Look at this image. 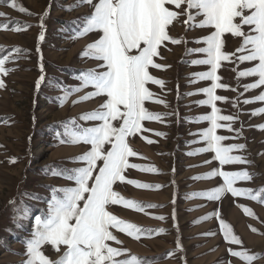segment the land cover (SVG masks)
<instances>
[{"label":"rangeland","instance_id":"rangeland-1","mask_svg":"<svg viewBox=\"0 0 264 264\" xmlns=\"http://www.w3.org/2000/svg\"><path fill=\"white\" fill-rule=\"evenodd\" d=\"M10 2L11 0L7 2L0 0V12L6 14L0 16V24L18 21L22 30L13 31L12 28L17 27L15 23H12L7 30L0 28V58L10 56L5 67L15 69L6 75L0 74V79L5 84L4 88H0V264H22L27 258L26 246L22 241L30 238L35 217L46 213L48 201L52 198V190L48 186L55 188L75 186L74 181L64 177L71 175V170L83 166V162L75 158L90 148V145L83 142L72 143L71 137L64 134L65 128L71 130L76 125L90 127L98 123L85 121L80 117L95 110L103 102L104 97L79 101L81 96L94 90L91 86L81 87L82 81L76 78L82 70L94 69L97 65L96 60L84 57L81 53L87 44L98 38V35L88 33L76 37V33L83 29L85 23L82 18L91 14L92 7L84 3L65 10L68 6L75 4L76 0H17L18 5L27 9V13H22L10 7ZM169 7L176 10L174 5ZM45 10H49V15L44 18L45 38L38 42L41 31L39 17ZM190 11L195 15L196 10ZM186 18L182 15L168 29L172 37L183 38L186 43L172 44L165 41L159 48V56L154 57V60L166 67L149 69L151 75L165 82L163 88L151 82L146 85L154 93L153 99L149 100L147 106L153 110L150 112L169 113V115L163 116L158 123L150 127H143L159 130L165 135L156 136L147 131L140 133V135L152 136L150 139L153 143L148 145L153 150L156 163L163 173L161 174L163 185H167L165 175L168 172H170L169 179L176 183L174 186H177L178 201L173 202L172 206L180 214L182 210L194 206L188 204L183 208L184 203L180 202L184 196L182 195L184 189L190 186L199 188L193 181V177L199 172H210L214 168L221 167L212 159L214 153L206 152L200 159H192L188 156L189 150L198 144L206 147L199 133L210 126L209 122L197 121L196 118L209 114L211 107L197 102L207 98L198 90L209 87L211 81L199 80L193 75L209 70V65L192 63L194 60L205 59L206 54L187 51L205 47L204 43L195 41L209 35L210 29L189 27L184 23ZM201 19L202 16H196L193 23L198 24ZM73 21L79 22L73 23ZM25 24L30 27L24 29ZM243 30L247 32L248 26H244ZM223 39L222 50L239 56L240 53H237L236 49L240 47L242 39L233 37L230 33H226ZM37 46L42 53L46 77L39 88L36 87V80L41 75V55L36 51ZM14 47L25 51L12 52ZM252 66V63L239 62L235 57L231 61L221 62L217 75L222 78L221 83L229 85V89H217L216 94L227 97L228 102L217 101L216 104L221 109V115L238 116L239 119L232 127L242 130L239 138H230L221 143L225 146L245 144L244 149L233 150L232 154L243 156L250 161V163L225 165L223 170L251 173L252 180L237 181L234 186L254 189L256 191L253 195H258L261 199L252 200L246 196L234 198L230 193H225L221 201H214L211 207L204 208L197 205V208H192L190 212L192 216L196 215L197 219L206 211L210 210L208 213H212L219 209L221 218L231 226L233 233L242 241L241 245L227 243V247H231L234 251L247 250L250 254L258 253L260 255L251 264H264V130L254 127L264 124V113L251 115L252 110L264 107V102L243 103L244 99L259 95L261 91H264V87L245 92L243 86L253 83L255 78L237 79L238 71ZM77 88L80 90L73 91ZM189 93L192 94L189 95ZM61 97L64 99H59ZM156 100L165 101L167 106L155 102ZM233 100L239 101L236 107H233ZM114 124L119 126L118 122ZM57 133L61 135L57 137ZM217 134L226 137L236 136L235 132L224 128L217 129ZM193 141L196 142L193 143ZM135 144L139 146V143ZM133 148L138 153L141 152L136 146ZM13 157L16 158V162L10 163ZM206 160L212 162L205 164ZM52 169L63 171V176L53 175ZM211 181L213 188L223 182L219 176L212 177ZM174 195L177 196L175 193ZM240 205L251 209L253 215L246 214ZM25 209H27L26 216ZM211 217V221H206L205 224L197 223L196 226L191 227H187L190 223L186 222L187 219L179 217L178 233L175 236H186L188 239L184 243L191 248L190 251L202 252L206 247L204 246V249L198 247L203 246L204 240L202 238L197 241L190 240V236H205L202 234L203 231L214 233L206 235L212 236L210 240L212 246L203 256L202 264H241L239 260L234 259L236 256L229 254L228 258L225 254L226 242H223L221 237L215 238L223 236L218 220L215 216ZM252 228L256 231H252ZM194 239L197 238L194 237ZM108 243L110 246L113 245L112 241ZM196 245L199 246L196 247ZM220 245L222 250L218 252ZM42 251L55 261L63 253L64 246L61 245L57 251L46 244L42 247ZM157 257L160 259L162 256L155 254L144 259L148 262ZM195 259L196 257L189 256L190 262ZM242 261L246 264L244 260Z\"/></svg>","mask_w":264,"mask_h":264},{"label":"snow or ice","instance_id":"snow-or-ice-1","mask_svg":"<svg viewBox=\"0 0 264 264\" xmlns=\"http://www.w3.org/2000/svg\"><path fill=\"white\" fill-rule=\"evenodd\" d=\"M7 2V0H5ZM87 3L92 7L90 15L83 17L84 26L76 33V37L88 33L98 35V38L87 44L81 53L97 61L96 68L82 70L76 77L82 81L81 87L91 86L94 90L87 92L79 98L86 101L95 97H104L103 102L93 111L83 114L80 119L98 122L94 126L74 129L65 128V135L71 137L72 143L83 142L90 148L75 159L83 162V166L73 169L72 174L64 178L74 181L73 187L55 188L52 198L48 201V208L43 216H36L31 229L30 238L22 241L26 246V259L22 264H148L144 258L128 253L126 249L115 248L108 241L121 243L111 229H116L127 236L140 240L145 233H163L164 228L145 229L135 223L126 221L110 211V206L121 205L126 209L144 212L145 207H159L160 205L145 204V202L128 199L114 190L117 182L134 185L141 189H159L162 185L141 183L127 178L130 169L156 173L159 170L152 165H142L130 162V158L140 155L131 146L129 137H134L142 131H149L143 127V121L161 120L169 113H152L145 107V101L152 100L154 93L146 86L149 82L163 88L164 81L150 74L149 69H163L166 66L156 63L154 57L159 56V48L165 41L172 44L186 43L183 38H175L169 34V26L182 15L187 18L184 23L189 27L210 29V34L197 39L196 43H204L202 48L189 49L188 52L205 53L206 58L192 61L193 64L209 65L206 72L194 73L199 80H210L211 85L199 89L206 99L198 101L200 105L211 107L209 114L197 117V121H208L209 127L199 133L206 147L199 148L194 153H214L213 160L220 168H214L208 173L193 177V179L212 178L219 176L222 183L210 190L189 194L190 196L204 197L209 201H221L225 193L232 197H250L252 200L261 199L253 195L256 191L250 188L235 187L237 181H250L252 174L248 171H225L223 166L241 163H250L245 157L233 155V150H242L245 144H231L225 146L221 142L230 138H239L241 129H234L232 125L239 119L238 116L221 115L217 101L228 102V98L216 94L217 89H229V85L221 83L217 70L222 61H231L234 57L239 62H250L252 67L237 72V79L241 77H254L253 83L244 85L245 92L251 89L264 87V0H76V3L65 10ZM169 5H174L173 10ZM10 7L22 13L27 9L18 5L17 0H11ZM190 10H196L195 15ZM31 14V13H28ZM6 14L0 12V16ZM49 10L40 15L39 27L41 29L38 42L45 38L44 18ZM196 16H202L198 24L193 23ZM79 21H73L77 23ZM12 23L17 27L13 31H21L18 21L0 24V28L7 30ZM248 26V31L243 30ZM24 29L30 27L25 24ZM230 33L233 37L242 39L236 53L223 51L224 36ZM12 52L25 51L14 47ZM36 51L41 55V75L36 80V87L41 86L45 80L42 53L37 46ZM10 56L0 58V74L6 75L15 69L5 67ZM195 82V81H193ZM59 87L60 85H56ZM5 84L0 79V88ZM80 89H73L79 91ZM235 91V89H232ZM192 93H189L191 95ZM241 95H243L241 93ZM61 100L64 97L59 98ZM256 101L264 102V91L251 99H244V104ZM167 106L163 100H156ZM239 101L233 100V107ZM75 103V102H74ZM264 113V107L252 110L255 116ZM221 121L225 123H220ZM114 122H118L117 127ZM67 124L68 122H63ZM72 123H75L72 121ZM264 130V124L256 125ZM227 129L235 132V137H226L217 134V129ZM158 136L164 133H155ZM61 134L57 133V137ZM147 143H153L147 139ZM63 142V141H61ZM196 141H193L195 143ZM15 163L13 157L9 161ZM212 161H204L205 164ZM50 167V166H49ZM52 174L63 176V171L52 169ZM10 203H12L10 201ZM246 214L253 215L252 210L240 205ZM25 216L27 209L24 210ZM215 216L218 220L223 239L230 245H241V239L233 233L230 225L222 218L220 210L216 209L200 219ZM164 220L163 216L154 217ZM175 220V213H173ZM18 227L20 225H17ZM252 231H256L252 228ZM213 235L214 233H204ZM51 245L59 251L64 246L63 253L53 261L42 251L44 245ZM176 250L183 251L179 235L176 239ZM229 254L236 256L251 264L260 254H250L247 250L234 251L231 247ZM174 253L169 251L168 255ZM126 256L128 258L115 259Z\"/></svg>","mask_w":264,"mask_h":264},{"label":"crops","instance_id":"crops-1","mask_svg":"<svg viewBox=\"0 0 264 264\" xmlns=\"http://www.w3.org/2000/svg\"><path fill=\"white\" fill-rule=\"evenodd\" d=\"M148 102L149 101H145V107L149 111H153L147 107ZM159 121L150 120V121H143L142 123H143V126L150 127L151 125L158 123ZM146 129L148 130L151 129L147 132L148 133L150 132L153 135H156L155 133L157 132L162 133L161 131L153 129V128H146ZM145 137L147 139H150L152 136L148 134L140 135V133H138L134 137H129V140L131 141V146L132 147L136 146L137 149L141 150V152H139L140 155H138L137 157L130 158V162L142 164V165H152L155 168H157L159 171L156 173H152V172L140 171L137 169H130L127 172V178L140 181L141 183H149L153 185L159 184V185H162V187L159 189H141L134 185H129L126 182L125 183L117 182L114 185V190L119 192L125 198L145 202L146 205L154 204V205H160V206L159 207H145L144 212H139L136 210L126 209L121 205H113V206H110V211L113 214L117 215L118 217L126 221L135 223L136 225L142 228H145V229L164 228L166 231L163 233H153L151 235L145 233L144 235L141 236L140 240H136L134 238L127 236L125 233L119 232L116 229H111L113 230V233L115 234L117 239L121 242V243H116L115 241H112L113 243L112 247L126 249L128 250V253L132 255H136L140 258H146V257L155 255V254L159 256L161 254L162 257L160 259H158L157 257L153 261H148V264H160V263L162 264H202L204 260L203 256L207 254V251L212 246V244H210V240H212L211 238L212 236H206L204 234V233H209V232L203 231L204 233L202 234H204L205 236H195V235L190 236V240L197 241L201 238L204 240L203 246L198 247L199 245H196V247L200 249H204L203 248L204 246L206 247L203 251L201 250L202 252H193V251L191 252L190 251L191 248L186 243H184L188 239L186 236H179L184 250L182 252L177 251L176 250L177 236L175 235L176 233H178L179 217L180 219H187L186 222H190L189 225H187V227L188 226L191 227L193 225L196 226L197 223L204 222L205 224L206 221H211L212 217L208 219H203V220L200 219L201 217H204L207 214H209L208 212L210 210L208 212L206 211L207 213L205 212L203 216H200L197 219H196V215L192 216L190 210H192V208H197V205L201 207L204 206V208H208L207 206L211 207L212 205H214V201H209L204 197L189 195L192 193H198V192L207 191V190L212 189L213 186H212L211 178L194 179L193 181L195 182L196 185L199 186V188H193V187L191 188L190 186L184 189L182 193V195L184 196L180 200V202L184 203L183 208H185L188 204H192L194 206L189 207L185 210H182L181 211L182 213L180 214V212L176 210L174 206H172L173 202L176 203L178 201L177 200L178 194L176 193L177 186H174V184L176 183L169 179L170 172H168V174L165 175L167 185L166 186L163 185V183L161 182L162 181L161 174L163 173L161 172L160 166L156 163V158L153 156L154 155L153 150L148 145ZM134 141L139 143V146L138 144H135L136 142ZM198 147L203 148L204 146H199L198 144V146L193 147L191 150H189L190 153L196 152V149H199ZM204 154H206V152L197 153L194 155L188 154V156L192 157V159H200L203 157ZM199 155H202V156H199ZM204 173H208V172H199L194 177L200 176L201 174H204ZM174 193L177 196H175ZM173 213H175V220L173 219ZM156 216H163L165 217V219L159 220V219L154 218ZM179 231L181 233V229ZM194 237L197 239H194ZM218 237H221L222 241L225 242L223 239V236H216L215 238H218ZM207 242L209 243L208 246H207L208 244ZM226 247H227V243H226ZM228 249L229 248L227 247L225 250V254L229 258L230 255H229ZM221 250H222V245H220V248H218V252H220ZM169 251H172L174 254L172 256H169L168 255ZM205 251L206 253H204ZM189 256L196 257V259L190 262ZM123 258H128V257L126 256L115 257V259H123ZM234 259L239 260L241 264H245L238 257H234Z\"/></svg>","mask_w":264,"mask_h":264}]
</instances>
